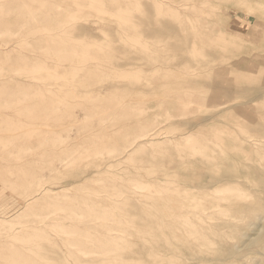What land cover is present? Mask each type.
<instances>
[{
    "label": "rangeland",
    "instance_id": "obj_1",
    "mask_svg": "<svg viewBox=\"0 0 264 264\" xmlns=\"http://www.w3.org/2000/svg\"><path fill=\"white\" fill-rule=\"evenodd\" d=\"M197 1L2 0L0 264H264V0Z\"/></svg>",
    "mask_w": 264,
    "mask_h": 264
},
{
    "label": "bare ground",
    "instance_id": "obj_2",
    "mask_svg": "<svg viewBox=\"0 0 264 264\" xmlns=\"http://www.w3.org/2000/svg\"><path fill=\"white\" fill-rule=\"evenodd\" d=\"M32 1V0H31ZM65 1V0H64ZM74 1V0H73ZM79 1V0H78ZM187 1V0H186ZM189 2V1H188ZM195 2V1H194ZM197 2H199V0L197 1ZM192 3V2H191ZM212 3V2H211ZM176 4V3H175ZM193 4V3H192ZM192 4H190V6L192 5ZM209 4V3H208ZM79 5V7H81V9H77V11L78 12H80V11H83L84 9H86V6L84 7V5H81V4H78ZM180 5H183V4H180ZM186 5V4H185ZM205 5V4H204ZM203 5V6H204ZM20 6H25L24 5V1L23 2H21V4H20ZM93 6V5H92ZM195 6H196V4H195ZM199 6V5H198ZM200 6H201V4H200ZM202 6V7H203ZM91 7V6H90ZM180 6H178V4H177V8H179ZM187 7V6H186ZM208 7V6H207ZM242 7H244V6H242ZM94 8V7H93ZM172 8V7H171ZM188 8V7H187ZM192 8V7H191ZM95 9V8H94ZM94 9H92V10H94ZM179 9H181V8H179ZM183 9H184V7H183ZM182 9V12L184 11ZM196 9V11H197V8H195ZM209 9V8H208ZM215 9V8H214ZM216 9H217V7H216ZM255 9V8H254ZM15 10V8L14 7H11L10 9H7L6 8V5L2 2V0H0V36H4V35H1V34H6L5 36H7V34H8V36L10 37V35H13L14 34V32H13V30H11L10 29V27L9 26H7L6 24H5V20H6V15L7 14H9V13H11V12H13ZM99 11H105V9L103 10V9H98ZM194 10V9H193ZM199 10V9H198ZM203 10V9H202ZM87 11H89V10H87ZM95 11V10H94ZM116 11V10H115ZM180 11V10H179ZM190 11V10H189ZM192 11V10H191ZM190 11V12H191ZM84 12V11H83ZM97 12V11H96ZM195 12V11H194ZM184 13H185V11H184ZM183 13V14H184ZM188 13V12H187ZM201 13V12H200ZM98 14V13H97ZM105 14V13H104ZM204 14V13H203ZM202 14V15H203ZM216 14V13H215ZM99 15H101V14H99ZM103 15V14H102ZM109 15V14H108ZM193 15V14H192ZM31 16H32V19H34V20H39V17L38 16H40V14H37V13H34V14H31ZM104 16V15H103ZM107 16V15H106ZM182 16V15H181ZM185 16V15H184ZM194 16V15H193ZM209 16H211V15H209ZM85 17V16H84ZM108 17V16H107ZM206 17V16H205ZM73 18V17H72ZM193 18V17H192ZM75 20H76V18H74ZM90 19V18H89ZM197 19V18H196ZM45 20V19H44ZM73 20V19H72ZM83 20V19H82ZM184 20V19H183ZM193 20V19H192ZM84 21V20H83ZM104 21V20H103ZM123 21V20H122ZM185 21V20H184ZM197 21V20H196ZM198 22H199V20H198ZM213 22V21H212ZM31 23V22H30ZM188 23V22H187ZM194 23H195V21H194ZM210 23V22H209ZM214 23V22H213ZM24 24H28V22L27 21H25L24 22ZM29 25V24H28ZM201 25V24H200ZM204 25V24H203ZM214 26V25H213ZM192 27V26H191ZM207 28V27H206ZM214 29V28H213ZM67 30V32L69 31H72L73 30V28L71 27V28H67L66 29ZM65 30V31H66ZM202 30V29H201ZM200 30V31H201ZM204 30V29H203ZM202 30V31H203ZM194 31V30H193ZM205 31H207V29L205 30ZM205 31H203V34H204V32ZM202 33V32H201ZM207 33V32H206ZM17 34V33H16ZM15 35V34H14ZM199 35V34H198ZM56 36H58V41L57 42H53V43H51V44H53V45H48V47H51L50 49L51 50H53V52H49V53H52L54 56H65V55H67V53H65V50H66V48L68 49V47L70 46V48L72 47V48H75V46H73V45H71L69 42H64V40H63V37L61 36V34H59V35H56ZM14 37V36H13ZM202 37V36H201ZM1 38V37H0ZM11 38V37H10ZM4 39V38H3ZM30 40V39H29ZM21 41V40H20ZM48 41V40H47ZM68 41V40H67ZM173 41V40H172ZM212 42V41H211ZM110 43V42H109ZM190 43V42H189ZM35 44V43H34ZM225 44V43H224ZM2 45V44H1ZM3 45H6V44H3ZM205 45H207V44H205ZM204 45V46H205ZM11 46V45H10ZM81 46V45H80ZM83 46V45H82ZM223 46H225V45H223ZM228 46V45H227ZM19 47V46H18ZM84 47V46H83ZM20 48H22V47H20ZM8 49V48H7ZM15 49H16V46H15ZM38 49V48H37ZM0 52H2L1 54H7L8 53V50H7V52H6V47H4V48H1L0 47ZM5 52H4V51ZM11 51V50H10ZM17 51V50H16ZM24 51V50H23ZM5 54V55H6ZM8 57V56H7ZM68 57H70V58H67V60H69L70 62H72V61H74L75 60V58H73L72 59V57H71V55L69 54V56ZM78 58V57H77ZM222 58V57H221ZM228 58V57H227ZM8 59V58H7ZM225 59V58H224ZM79 62H80V64L78 63V64H75V66H74V68H75V70H79V69H81V67L83 68V66L81 65L84 61H85V56H80V58H78L77 59ZM9 61V60H8ZM10 62H11V60H10ZM223 62V61H222ZM58 66L59 65H62L61 63H58L57 64ZM238 66V65H237ZM60 67V66H59ZM86 68H87V66H86ZM2 69H3V67H2ZM24 70V69H23ZM43 70V67L42 66H39V67H35L34 68V72H41ZM17 71H19V70H17ZM26 71H28V70H26ZM2 72V71H1ZM11 72V71H10ZM32 72V71H31ZM125 72H127V71H125ZM9 73V72H8ZM79 73V72H78ZM49 74V73H48ZM55 74H57V73H53V75H51V76H55ZM253 74V73H252ZM64 75V74H63ZM79 75V74H78ZM50 77V76H49ZM76 77H77V75H76ZM207 77V76H206ZM204 78V77H203ZM64 79V78H63ZM67 80V79H66ZM44 81V80H43ZM62 81V80H61ZM210 81V80H209ZM47 82V81H46ZM57 82V81H56ZM60 82V81H59ZM58 82V83H59ZM259 82V81H258ZM4 83V82H3ZM45 83V82H44ZM46 84V83H45ZM53 84V83H52ZM52 84L50 85V86H52ZM57 86V85H56ZM59 86V85H58ZM45 87V86H44ZM60 88H61V86H59ZM144 87V86H143ZM52 88V87H51ZM53 88H55V86L53 87ZM59 88V89H60ZM48 89V88H47ZM211 89V88H210ZM18 90H21V89H18ZM187 90V89H186ZM50 92V91H49ZM54 92V91H53ZM174 92V91H173ZM254 95V94H253ZM135 96V95H134ZM251 96V95H250ZM159 98V97H158ZM134 99V98H133ZM179 99V98H178ZM107 101V100H106ZM125 101V100H124ZM182 101V100H181ZM245 101V100H244ZM250 101V100H249ZM249 101H247V102H249ZM261 101V100H260ZM26 102V101H25ZM110 102V101H109ZM112 102V101H111ZM253 102V101H252ZM7 103V102H6ZM11 103H14V101L13 102H11ZM109 104V103H108ZM195 104H196V102H195ZM18 105V104H17ZM234 105V104H233ZM233 105L232 106H230V107H233ZM111 106V105H110ZM109 106V107H110ZM172 107V106H171ZM201 107V106H200ZM202 107H203V105H202ZM207 107V106H206ZM199 108V107H198ZM24 111V110H23ZM25 111H26V109H25ZM134 111V110H133ZM146 111V110H145ZM28 112V111H27ZM137 112V111H136ZM34 113V112H33ZM43 113V112H42ZM140 113V112H139ZM119 115V114H118ZM32 116V115H31ZM83 116V115H82ZM81 117V116H80ZM85 117V116H84ZM111 118V117H110ZM109 118V119H110ZM116 118H118V116L116 117ZM150 118V117H149ZM111 120V119H110ZM154 120H156V119H154ZM115 121V120H114ZM168 121V120H167ZM166 121V122H167ZM160 122V121H159ZM148 123V122H147ZM164 123V122H163ZM206 123V122H205ZM155 124V123H154ZM165 124V123H164ZM34 125V124H33ZM41 125V124H40ZM106 125V124H105ZM166 125V124H165ZM205 125V124H204ZM32 126V125H31ZM37 126V125H36ZM45 126H47V125H45ZM48 127V126H47ZM141 127V126H140ZM151 127V126H150ZM160 127V126H159ZM158 127V128H159ZM40 128V127H39ZM42 128H44L45 129V127H42ZM94 128V127H93ZM142 128L143 127H141V129H136L137 131H135V134H130V135H132V139H130L131 141H130V143L128 144V146L125 148V149H127V151L126 150H124V152L123 153H125L124 155H123V153H122V151H121V156L123 155V156H126V155H128V153H129V151H131L130 149H135V147H137V148H139V147H141L145 142L144 141H147L148 143H152V142H154V141H156L157 139H158V133H157V131L158 130H151V129H148V130H146V131H143L142 130ZM46 130H47V128H46ZM49 130H51V129H49ZM140 130V131H139ZM142 130V131H141ZM161 130V129H160ZM175 130V129H174ZM178 130V129H177ZM23 132V131H22ZM166 132V131H165ZM169 132V131H168ZM37 133H39V132H37ZM176 133V132H175ZM216 133V132H215ZM28 133H26V135H27ZM158 134V135H157ZM161 135H162V133H160ZM160 135V136H161ZM166 135V134H165ZM164 135V136H165ZM170 135V134H169ZM217 135V134H216ZM222 135V134H221ZM24 136H25V134H24ZM28 136V135H27ZM51 136V135H50ZM218 136H219V134H218ZM85 137V136H84ZM174 137V136H173ZM177 137V136H176ZM189 137H193L192 135L190 136L189 135ZM215 137V136H214ZM221 137V136H220ZM223 137V136H222ZM160 138V137H159ZM224 138V137H223ZM56 139H59V135L56 137ZM174 139V138H173ZM176 139V138H175ZM188 139H191V138H188ZM164 140V139H163ZM172 140V139H171ZM251 140V139H250ZM3 141V140H2ZM40 141V140H39ZM46 141V140H45ZM21 142V141H20ZM26 142V141H25ZM258 142V141H257ZM257 142H254V143H257ZM34 143V142H33ZM50 143V142H49ZM91 143V142H90ZM156 143V142H155ZM174 143V142H173ZM191 143V142H190ZM213 144V143H212ZM93 145V144H92ZM96 145V144H95ZM151 145V144H150ZM169 145V144H168ZM173 145H175V144H173ZM207 145V144H206ZM12 146V145H11ZM38 146V145H37ZM94 146V145H93ZM92 146V147H93ZM102 146V145H101ZM163 146H164V144H163ZM181 146V145H180ZM183 146V145H182ZM62 147V146H61ZM91 147V148H92ZM103 147V146H102ZM81 148V147H80ZM95 148V147H94ZM108 148H110L109 146H108ZM119 148V147H118ZM136 148V149H137ZM153 148V147H152ZM220 148V147H219ZM45 149H47V148H45ZM120 149V148H119ZM119 149H117V150H119ZM154 149V148H153ZM194 149V148H193ZM78 150V149H77ZM97 151L96 152H94L96 155L97 154H103L104 152H105V150L104 149H96ZM116 150V149H115ZM114 149H109V150H107V154H110V156L111 157H118L119 156V152H113V154L111 155V153H112V151H115ZM157 150V149H156ZM200 150V149H199ZM43 151V150H42ZM137 151V150H136ZM139 151V150H138ZM33 152V151H32ZM58 152V151H57ZM85 152V151H84ZM83 152V153H84ZM88 152V151H87ZM127 152V153H126ZM186 152V151H185ZM195 152V151H194ZM21 153V152H20ZM82 153V154H83ZM182 153V152H181ZM200 154V153H199ZM202 154V153H201ZM255 154H256V152H255ZM44 155V154H43ZM46 155V154H45ZM73 155V154H72ZM257 155V154H256ZM41 156V155H40ZM70 156V155H69ZM79 156V155H78ZM91 156V155H90ZM121 156H119L117 159L119 160V158H122ZM163 156V155H162ZM71 157V156H70ZM108 157V156H107ZM106 157V158H107ZM216 157V156H215ZM82 158H83V156H82ZM103 158H105V157H103ZM97 159V158H96ZM98 159H99V157H98ZM112 159V158H111ZM116 159V160H117ZM48 160H50V159H48ZM47 160V161H48ZM74 160V159H73ZM103 160V159H102ZM121 160H123V158L121 159ZM91 161V160H90ZM100 161V160H99ZM104 161V160H103ZM115 161V160H114ZM114 161L113 160H110V161H108V162H106V164L104 165L103 164V166L101 167V169L100 170H97V173H100V172H102V171H105L104 169L106 168V167H111V166H113V163H114ZM126 162H128V161H126ZM29 163V162H28ZM33 164H34V162H33ZM100 164V163H99ZM17 165H18V163H17ZM16 165V166H17ZM43 165V164H42ZM58 166V165H57ZM15 167V166H14ZM121 167V166H120ZM123 168V167H122ZM81 169V168H80ZM111 169V168H110ZM85 170V169H84ZM90 170V169H89ZM113 170V169H112ZM114 171H115V169H114ZM84 174V173H83ZM82 174V175H83ZM69 175V174H68ZM102 176V175H101ZM62 177V176H61ZM60 177V178H61ZM73 177V176H72ZM125 177V176H124ZM164 177V176H163ZM71 178V177H70ZM117 178V177H116ZM128 178V177H127ZM38 179H39V177H38ZM72 179V178H71ZM77 179V178H76ZM169 179V178H168ZM237 179V178H236ZM68 180H70V179H68ZM99 181V180H98ZM97 181V182H98ZM150 181V180H149ZM96 182V181H95ZM100 182V181H99ZM40 183V182H39ZM53 183V182H52ZM63 183V182H62ZM102 183V182H101ZM132 183V182H131ZM144 183V182H143ZM70 184V183H69ZM93 184H95V183H93ZM112 184V183H111ZM139 184V183H138ZM137 184V185H138ZM146 184V183H145ZM148 184V183H147ZM174 184H176V182L174 183ZM12 185V184H11ZM135 185H136V183H135ZM187 185V184H186ZM234 185H236V184H234ZM26 186V185H25ZM28 186H30V185H28ZM114 186V185H113ZM167 186V185H166ZM176 186V185H175ZM230 186L232 187V185L230 184ZM31 187V186H30ZM99 187V186H98ZM142 187V186H141ZM149 187H150V185H149ZM152 187V186H151ZM230 187V188H231ZM240 188H242L241 186H239ZM19 188V187H18ZM22 188H24V186L22 187ZM137 188H139V189H141L140 188V186H138ZM189 188V187H188ZM224 188H226V187H224ZM229 188V187H228ZM115 189V188H114ZM146 189H147V187H146ZM150 189V188H149ZM152 189V188H151ZM163 189V188H162ZM178 189V188H177ZM191 189H193V188H191ZM203 189V188H202ZM206 189V188H205ZM204 189V190H205ZM222 189H223V187H222ZM221 189V190H222ZM10 190V189H9ZM72 190V189H71ZM124 190V189H123ZM122 190V191H123ZM148 190V189H147ZM185 190V189H184ZM194 190H196V189H194ZM231 190H232V188H231ZM238 190V194H239V188L237 189ZM244 190V189H243ZM17 191V190H16ZM53 191V189H52V187H44V186H40L38 189H36V194L35 195H33L32 197H30L29 198V200H28V202H22V206L20 207V209L21 210H26L27 208H31V205L35 202V200H37L38 198H41L42 196H45V195H48V194H50V192H52ZM77 191V190H76ZM139 191V190H138ZM180 191V190H179ZM230 191V190H229ZM233 191V190H232ZM236 191V190H235ZM185 192V191H184ZM194 192V191H193ZM226 192H227V189H226ZM226 192H225V194H226ZM246 192V191H245ZM168 193V192H167ZM97 194H99V193H97ZM107 194V193H106ZM135 194V193H134ZM177 194V193H176ZM180 194V193H179ZM186 194V193H185ZM224 194V193H223ZM237 194V195H238ZM104 195V194H103ZM181 195V194H180ZM183 196H185L184 194H182ZM211 195H212V193H211ZM215 195V194H214ZM235 195V194H234ZM240 195H242V193L240 194ZM71 196V195H70ZM69 196V197H70ZM106 196V195H105ZM109 196V195H108ZM129 196V195H128ZM143 196V195H142ZM178 196V195H177ZM205 196H206V194H205ZM64 197H65V195H64ZM68 197V196H67ZM96 197V196H95ZM112 197V196H111ZM207 197V196H206ZM212 197H213V195H212ZM222 197V196H221ZM230 197V196H229ZM242 197H245V196H242ZM241 197V198H242ZM247 197V196H246ZM46 198V197H45ZM58 198V197H57ZM62 198V197H61ZM60 198V199H61ZM140 198V197H139ZM142 198V197H141ZM190 198H192V197H190ZM202 198V197H201ZM204 198V197H203ZM226 198V197H225ZM47 199V198H46ZM65 199V198H64ZM103 199V198H102ZM147 199V198H146ZM183 199V198H182ZM229 199V198H228ZM94 199H92V201H93ZM99 200V199H98ZM105 200V199H104ZM122 200V199H121ZM124 200V199H123ZM192 200H193V198H192ZM206 200H208V199H206ZM211 200V199H210ZM215 200V199H214ZM219 200H220V198H219ZM54 201V200H53ZM197 201V200H196ZM204 201V200H203ZM247 201V200H246ZM90 202H91V200H90ZM89 202V203H90ZM98 202V201H97ZM113 202V201H112ZM114 202H116V201H114ZM199 202V201H198ZM3 203V202H2ZM124 203V202H123ZM195 203V202H194ZM203 203V202H202ZM200 204L201 205V207L202 206H204L203 204ZM212 203V202H211ZM49 204V203H48ZM194 205V204H193ZM197 205V204H196ZM212 205V204H211ZM217 205H220V204H217ZM222 205V204H221ZM40 206V205H39ZM100 206H102V205H100ZM189 206V205H188ZM214 206V205H213ZM104 207V206H103ZM65 208H67V207H65ZM189 208H190V206H189ZM199 208H200V206H199ZM19 209V210H20ZM46 209V208H45ZM50 209V208H49ZM113 209L115 210V208L113 207ZM193 209H195V208H193ZM197 209V208H196ZM205 209V208H204ZM36 210V209H35ZM66 210V209H65ZM109 210V209H108ZM18 211V210H17ZM29 211V210H28ZM32 211H33V208H32ZM42 211V210H41ZM208 211V210H207ZM206 211V212H207ZM223 211H224V208H223ZM20 212V211H19ZM25 212V211H24ZM27 212V211H26ZM48 212V211H47ZM46 212V213H47ZM61 212V211H60ZM75 211H73V213H74ZM198 212V211H197ZM205 212V211H204ZM226 212V211H225ZM49 213V212H48ZM51 213V212H50ZM59 213V212H58ZM12 214V213H11ZM11 214H10V216H11ZM31 214V213H30ZM52 214V213H51ZM76 214H78L77 212H76ZM13 215L14 216H16L15 215V213H13ZM34 215V214H33ZM39 215V214H38ZM73 215H75V214H73ZM81 218V220L80 221H85V220H82L83 219V215L81 214H78ZM186 215V214H185ZM7 216H8V214H7ZM6 216V218H9V217H7ZM37 216V215H36ZM49 214H45V215H41V216H39V218H38V222L39 223H45V222H47L48 221V218H49ZM79 216H77V217H79ZM188 216V215H187ZM186 216V217H187ZM197 216H198V214H197ZM204 216V215H203ZM33 217V216H32ZM201 217V216H200ZM207 217V216H206ZM91 218V217H90ZM99 218V217H98ZM203 218V217H202ZM209 218V217H208ZM37 219V218H36ZM78 219V218H77ZM183 219V218H182ZM190 219V218H189ZM198 219V218H197ZM50 220V219H49ZM104 220V219H103ZM199 220V219H198ZM202 220V219H201ZM53 221V220H52ZM78 221V220H77ZM76 221V222H77ZM187 221V220H186ZM55 222H57V221H55ZM113 222V221H112ZM111 222V223H112ZM180 222V221H179ZM185 222V221H184ZM190 222V221H189ZM54 223V222H53ZM70 223V222H69ZM71 223H73V222H71ZM81 223V222H80ZM186 223V222H185ZM193 223V222H192ZM207 223V222H206ZM108 224V223H107ZM189 224V223H188ZM200 224V223H199ZM225 224V223H224ZM54 225V224H53ZM58 227H60V230L61 229H66L65 228V225H66V223H59V222H57V224H56ZM69 225H71V224H69ZM80 225V224H79ZM101 225V224H100ZM211 225V224H210ZM84 226V225H83ZM82 226V227H83ZM99 226V225H98ZM97 226V227H98ZM108 226V225H107ZM111 226V225H110ZM186 226V225H185ZM188 226V225H187ZM191 226V225H190ZM196 226V225H195ZM217 226V225H216ZM220 226V225H219ZM223 226V225H222ZM47 227H50V226H47ZM54 227V226H53ZM87 227V226H86ZM198 227V226H197ZM100 228V227H99ZM106 228V227H105ZM194 228H196V227H194ZM220 228V227H219ZM147 229H149V228H147ZM203 229V228H202ZM208 229V228H207ZM206 229V230H207ZM181 230V229H180ZM190 230H192V229H190ZM190 230L189 231H187V232H190ZM23 231V230H22ZM31 231V230H30ZM52 231V230H51ZM59 231V230H58ZM70 231V230H69ZM86 231V230H85ZM197 231V230H196ZM53 232V231H52ZM86 232H88V231H86ZM238 232V231H237ZM56 233V232H55ZM60 233H62V232H60ZM176 233V232H175ZM179 233V232H178ZM194 233V232H193ZM201 233V232H200ZM241 233V232H240ZM63 234V233H62ZM61 234V235H62ZM80 234V233H79ZM90 234V233H89ZM115 234H117V233H115ZM262 234V233H261ZM66 235V234H65ZM72 235V234H71ZM74 235V234H73ZM77 235V234H76ZM125 235V234H124ZM207 235V234H206ZM214 235V234H213ZM220 235V234H219ZM228 235V234H227ZM24 236V235H23ZM62 236H64V235H62ZM91 236H92V234H91ZM95 236V235H94ZM181 236V235H180ZM197 236V235H196ZM202 236V235H201ZM89 237V236H88ZM207 237V236H206ZM230 237V236H229ZM79 238V237H78ZM81 238V237H80ZM87 238V237H86ZM92 238V237H91ZM98 238V237H97ZM102 238V237H101ZM122 238V237H121ZM198 238V237H197ZM200 238V237H199ZM219 238V237H218ZM237 238V237H236ZM99 239V238H98ZM119 239V238H118ZM189 239V238H188ZM201 240H202V238H200ZM209 239H210V236H209ZM261 239H262V237H261ZM77 240V239H76ZM129 240V239H128ZM177 240H179V239H177ZM198 240V239H197ZM204 240V239H203ZM109 241V240H108ZM113 241H115V240H113ZM118 241V240H117ZM212 241V240H211ZM74 242V241H73ZM81 242V241H80ZM94 242V241H93ZM101 242V241H100ZM99 242V243H100ZM204 242V241H203ZM225 242V241H224ZM76 243V242H75ZM75 243H74V245H75ZM217 243V242H216ZM259 243V242H258ZM70 244H72V243H70ZM97 244V243H96ZM115 244H117V242L115 243ZM207 245H208V243H206ZM42 245V244H41ZM52 245V244H51ZM88 245V244H87ZM210 245V244H209ZM250 245V244H249ZM66 246V245H65ZM122 246V245H121ZM222 246V245H221ZM115 247V246H114ZM224 247V246H223ZM35 248V247H34ZM36 249V248H35ZM93 249V248H92ZM200 249H201V247H200ZM208 249V248H207ZM263 249V248H262ZM45 250V249H44ZM68 251H69V249H67ZM202 250V249H201ZM10 251V250H9ZM42 251V250H41ZM83 251V250H82ZM125 251V250H124ZM152 251V250H151ZM218 252V251H217ZM216 252V253H217ZM68 253V252H67ZM92 253V252H91ZM261 253V252H260ZM14 254V253H13ZM49 254V253H48ZM106 254V253H105ZM68 255V254H67ZM109 255V254H108ZM10 256H11V253H10ZM33 256V255H32ZM74 256V255H73ZM222 256H224L223 254H222ZM208 257H209V255H208ZM35 259V258H34ZM176 259V258H175ZM178 259V258H177ZM219 259V258H218ZM22 260V259H21ZM36 260V259H35ZM100 260V259H99ZM39 261V260H38ZM124 261V260H123ZM73 262V261H72ZM76 262H77V260H76ZM113 262H116L115 261V259H114V261ZM118 262V261H117ZM167 262V261H166ZM185 262V261H184ZM187 262V261H186ZM79 263V262H78ZM77 263V264H78ZM158 263V262H157ZM161 263V262H160ZM196 263H198V262H196ZM43 264V263H42ZM109 264H111V263H109ZM113 264V263H112ZM117 264H119V262L117 263ZM120 264H125L124 262L123 263H120ZM193 264V263H192Z\"/></svg>",
    "mask_w": 264,
    "mask_h": 264
}]
</instances>
